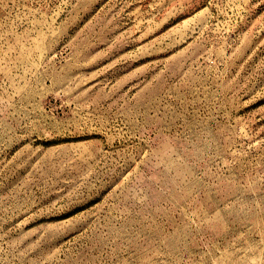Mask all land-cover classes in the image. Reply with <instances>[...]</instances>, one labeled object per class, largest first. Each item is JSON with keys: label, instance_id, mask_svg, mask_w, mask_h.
Here are the masks:
<instances>
[{"label": "rangeland", "instance_id": "rangeland-1", "mask_svg": "<svg viewBox=\"0 0 264 264\" xmlns=\"http://www.w3.org/2000/svg\"><path fill=\"white\" fill-rule=\"evenodd\" d=\"M0 264H264V0H0Z\"/></svg>", "mask_w": 264, "mask_h": 264}]
</instances>
